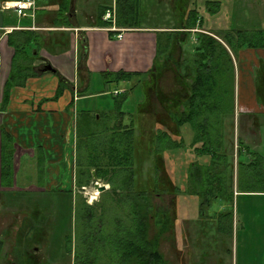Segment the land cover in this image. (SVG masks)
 <instances>
[{"label": "trees", "instance_id": "16d2710c", "mask_svg": "<svg viewBox=\"0 0 264 264\" xmlns=\"http://www.w3.org/2000/svg\"><path fill=\"white\" fill-rule=\"evenodd\" d=\"M52 1L57 8L51 12ZM144 2L115 0L114 6L102 3L97 7L90 25L86 26L169 28L156 31V54L152 67L146 71H100L106 84L131 82L130 90L128 87H115L111 92L115 99L114 107L110 110L76 108L77 164L80 168L76 184L79 187L88 185L95 171L98 178L111 185L110 191L106 192L108 199L123 203L129 210L128 224L115 228L109 234L112 248L121 251L118 264H170L160 245L165 234L172 233L174 229L177 208L175 203L167 208H158L154 202V195H176L180 189L173 177L177 167L173 166L171 175L168 174L166 154L175 158L176 152L182 150L187 154L193 152L199 158H211L209 164L201 160L193 161V157L187 161L184 159L189 191L201 197V209L216 199L230 200L234 206L235 192H238L237 200L240 196H264V155L250 148L242 138L238 139V189L235 190L224 134V116L234 113L235 109V93L230 87L235 69L233 54L239 57L244 49H264V0L255 1L256 7H253L256 14L253 19L259 28L230 27L220 29V33L211 29L201 31L206 30L205 19L200 15L197 0H172L175 23L151 26L142 24L146 12ZM221 6L220 0H207L205 4L211 14L219 12ZM108 11L115 13L110 19H105ZM75 13L71 0L39 1L36 19L37 23L50 27L75 28L81 26ZM197 28L196 43H192L193 47L186 57L183 42H187L189 33ZM120 31L109 30V33ZM73 33L74 30L67 29L46 32L13 29L8 33V43L14 48V54L4 87V103L14 86H23L29 77L41 71L42 64L38 68L36 66V61L42 59L40 51L46 49L53 54L66 52L71 48ZM83 36L80 38L79 35L77 40L78 46L83 49L78 60L81 85L77 87V93L85 97L95 93L87 92L92 71L86 68L84 62L88 47ZM168 72H173L176 77V85L170 89L163 86ZM254 85L256 100L264 108L263 59L256 67ZM66 86L65 81H60L55 98L63 93ZM134 89L141 91L136 109L124 110L128 95ZM75 104L73 99L71 106L75 107ZM249 116L259 128L261 118L264 120V111ZM184 125H189L194 131L189 143L184 137ZM13 142L12 136L2 130L0 184L3 187L14 185ZM144 160L150 161L147 180L142 178L145 176ZM31 193L0 190L2 206L22 215V219L15 224L17 227L12 229L11 225L0 237V262L43 264L36 249H41L48 241V230L55 231L56 225L72 213V189H61L55 194L47 192L41 197ZM92 206L83 202L78 215L80 213L81 218L91 217ZM258 212L262 215L264 209ZM225 214L233 216L234 212L222 213L221 217ZM154 226L157 229L152 233ZM226 229L224 226L222 230L220 228L221 231ZM64 247L72 250V237H66Z\"/></svg>", "mask_w": 264, "mask_h": 264}, {"label": "rangeland", "instance_id": "374dc122", "mask_svg": "<svg viewBox=\"0 0 264 264\" xmlns=\"http://www.w3.org/2000/svg\"><path fill=\"white\" fill-rule=\"evenodd\" d=\"M44 1V0H42ZM41 1V2H42ZM207 0H197V6L200 11V15L205 19L204 28L213 30L215 33H220V29L230 27L244 26L248 28H259V24L253 19L255 14V1L258 0H220L222 6L219 12L211 14L206 10L205 4ZM106 3L107 5H115V0H75V16L78 17L82 24L90 25L94 15L97 12V7ZM172 0H145L143 3L146 9L145 15L142 19V24L145 26L151 25H173L175 23L174 11L171 7ZM57 5L54 1L50 3V10H55ZM41 10H39L40 12ZM112 16L115 11H111ZM37 21V19H36ZM112 27H116L115 25ZM118 28V27H116ZM109 30V27L107 28ZM160 30V29H159ZM73 38L76 37L77 29L74 30ZM123 31L114 32L113 40L118 39V33L122 34ZM197 29H193L189 33L188 41L183 42L184 55L187 57L188 52L191 51L193 45L196 43ZM154 32V31H153ZM209 32V31H208ZM211 33V32H210ZM214 34V33H213ZM80 38L81 35L79 34ZM219 39L218 35H215ZM84 37V36H83ZM121 37V38H122ZM81 44V43H79ZM105 46V45H104ZM83 52L81 45L77 46V59H80V55ZM241 54V55H240ZM239 54V57L234 58V75L232 73L231 88L235 93V109L234 113H227L224 116V134H225V147L226 152L229 155V169L233 172L234 188L237 190L238 182V139L242 138L245 144L250 148L258 150L264 155V120L261 122V131L252 123L251 116L249 117L247 112L241 111L240 103V91L241 86L247 88V90L253 89L252 78L255 75V70L252 74L244 71L243 63L244 59H248L252 63L255 56L264 58V51L257 50L251 52L250 50H244ZM190 58V57H189ZM41 59L36 63H40ZM57 62V59H55ZM42 63V61H41ZM256 69V68H255ZM253 70L252 68L250 71ZM74 80V89L80 86V79L78 73ZM175 75L173 72H168L165 76L163 86L166 89L173 88L176 85ZM131 82L110 83L106 84L102 75L99 72H92L90 87L88 93H95L93 95L85 96L76 102V108H92L96 111L110 110L114 107L115 99L112 97L111 92L115 87H128L130 90ZM80 93H76L79 97ZM141 91L138 89L131 90L128 99L124 105V110L133 111L136 109L137 100L140 97ZM248 98V95L245 99ZM257 107V106H256ZM246 108V107H245ZM258 110H262L259 107ZM254 111V110H253ZM251 111V112H253ZM262 113L261 111L258 112ZM77 119V114H76ZM183 133L187 143L191 142L194 131L189 125H184ZM74 141H73V158L69 160L68 167L71 170L66 176L59 177L64 178V182L60 186L50 187L46 185V173L44 168L34 171V175H30L31 171L27 167L28 161H23V167L20 170L18 186L20 189L28 187L30 182L34 184L32 196L41 197L47 192L55 194L58 190L72 189L74 194L73 203H70L72 213L62 219V221L56 225L55 231L48 230V241L45 245L38 247L36 251L39 253V260L43 261V264H118V256L121 253L120 250H114L110 241L111 234L115 228L119 226L125 227L128 224V208L123 203L108 199L107 191H110L111 185L101 178L102 184H106L107 188L100 191L95 188L94 178L86 186L79 187L76 184V176L79 171V165L77 164V142H76V129L74 126ZM175 158L166 154L165 163L167 166L168 174L171 175L174 167H177L176 174L173 175L174 182L180 185L184 190L182 195L177 199V217L175 219L174 229L172 233H166L161 240L160 249L168 259L170 264H243L245 261L250 260L253 256L260 261V264H264V214H259V209H263L264 196H240L237 200L238 192H235L234 206L227 199L213 200L209 206H205L201 209V197L198 195H192L188 188L187 181V167L184 164L185 161L193 157V161L201 160L204 164H209L211 158L204 156L199 158L193 152H183L178 150ZM173 155V154H172ZM150 161L144 160L142 167L145 179L148 175V168ZM44 163L40 164L42 166ZM26 166V167H25ZM174 166V167H173ZM248 175V174H246ZM147 180V179H145ZM30 181V182H29ZM39 183L43 184L48 190L45 192L43 189H38ZM30 186V185H29ZM42 187V186H41ZM40 187V188H41ZM51 188V189H49ZM192 188V187H191ZM230 189V187H226ZM106 193V194H105ZM175 193H165L161 196L154 195V202L158 208L170 207L173 205L172 198ZM107 196L105 199L104 197ZM95 197V198H94ZM1 200V199H0ZM72 201V200H71ZM238 201V202H237ZM83 202L92 204L93 215L89 218L82 217L79 213V206ZM256 206V209H255ZM233 210L234 215L229 216L225 214L221 217L222 213H228ZM22 219L21 214H15L13 210L2 206L0 202V237L3 236L4 230L11 227L16 228L15 225ZM90 220V221H89ZM233 224V227L231 226ZM222 226L226 230H222ZM231 226V227H230ZM221 228V230H220ZM231 232L228 230L231 229ZM90 229H92L90 231ZM156 227H153L152 233H155ZM67 236L72 237V250H68L64 247V241ZM52 237V238H51ZM7 251V250H5ZM254 258V257H253ZM117 262V263H116ZM0 264H6L5 261H1ZM246 264H249L246 262Z\"/></svg>", "mask_w": 264, "mask_h": 264}, {"label": "crops", "instance_id": "0c3cea01", "mask_svg": "<svg viewBox=\"0 0 264 264\" xmlns=\"http://www.w3.org/2000/svg\"><path fill=\"white\" fill-rule=\"evenodd\" d=\"M3 1L5 0H0V4ZM41 1L40 3H43ZM3 15L5 28L0 31V149L3 130L9 133L14 141L15 180L12 187H3L0 184V190L34 191L35 188L31 187L34 184L30 181L28 187L20 189L18 186V177L24 160L29 163L27 168L31 171L30 175H34V171L42 167L46 171L43 174L47 178L46 185L60 186L64 182V178L60 180L59 177L70 174L68 162L73 158V134L77 110L76 106H71L72 101L74 99L76 103L84 98L80 94L78 97L76 95L78 91L74 89V80L78 73L77 40L79 34H84L87 43L88 49L84 62L89 71H117L120 69L146 71L152 67L154 62L156 31L159 29L154 27L126 28L122 32V38L118 37L117 40H113L114 34H110L106 27L86 26L82 23H80L81 26L75 28L50 27L45 23H37L36 19L31 21V18L20 17L12 10H3ZM13 29H32L45 32L77 29V32L75 39L72 40L71 48L66 52L53 54L46 49L40 51L42 63L44 60L51 63L56 68L55 72L43 73L40 71L37 75L29 77L23 86H14L10 90L7 102L4 103V87L10 74L14 54V48L8 43V33ZM160 30L170 29L160 28ZM244 50H241L240 53ZM257 50L264 51V49H251V52ZM260 59L264 60L261 54L260 56L254 55L252 63L248 59H244V71L252 74ZM41 61L36 63L37 68L41 65ZM251 68L253 70L250 71ZM60 81H65L67 86L63 93L55 98ZM252 82L253 89L247 90L241 86L240 91L241 111L247 112L248 116L251 113L264 111L255 97L254 76ZM247 95L248 98L245 99ZM259 107H262V110H258ZM260 127L262 128V126ZM260 127H256L257 130L261 131ZM42 163L44 164L40 166ZM38 186H42L38 189L48 190L42 183H39ZM262 207L264 209V204ZM261 217L264 218V216ZM255 257L252 255L250 260L243 264L246 262L260 264V261Z\"/></svg>", "mask_w": 264, "mask_h": 264}, {"label": "built area", "instance_id": "2783aa9c", "mask_svg": "<svg viewBox=\"0 0 264 264\" xmlns=\"http://www.w3.org/2000/svg\"><path fill=\"white\" fill-rule=\"evenodd\" d=\"M40 0H5L1 4L3 10H12L20 17L31 18L35 21L37 16V6ZM112 17L111 11H108L105 15V19ZM109 30H126V28L109 27ZM118 37L121 38L122 34L118 33Z\"/></svg>", "mask_w": 264, "mask_h": 264}, {"label": "water", "instance_id": "95a60500", "mask_svg": "<svg viewBox=\"0 0 264 264\" xmlns=\"http://www.w3.org/2000/svg\"><path fill=\"white\" fill-rule=\"evenodd\" d=\"M74 2L75 0H71V5L74 6ZM4 15H3V10L0 4V31L2 29H4ZM56 68L51 64V63H45L42 67H41V72L46 73V72H55ZM93 177H94V183H95V188L103 191L107 188L106 184H102L101 182V178H98L96 175V172L93 171Z\"/></svg>", "mask_w": 264, "mask_h": 264}, {"label": "flooded vegetation", "instance_id": "af4514ba", "mask_svg": "<svg viewBox=\"0 0 264 264\" xmlns=\"http://www.w3.org/2000/svg\"><path fill=\"white\" fill-rule=\"evenodd\" d=\"M45 63H48V61H45V60H44L43 63H41V64H42L41 67H42ZM41 67H40V68H41ZM178 187H179L180 189L178 190L177 194L174 195L173 198H172V203H173V204L175 203V205H176V203H177V199H178V197H179L180 195H182L183 190H184L180 185H178ZM37 249H38V248H37Z\"/></svg>", "mask_w": 264, "mask_h": 264}, {"label": "bare ground", "instance_id": "6f19581e", "mask_svg": "<svg viewBox=\"0 0 264 264\" xmlns=\"http://www.w3.org/2000/svg\"><path fill=\"white\" fill-rule=\"evenodd\" d=\"M95 198V197H94Z\"/></svg>", "mask_w": 264, "mask_h": 264}]
</instances>
